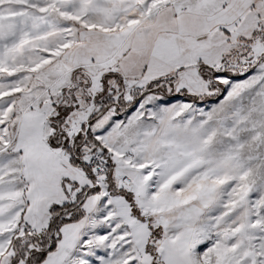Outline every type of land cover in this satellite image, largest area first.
<instances>
[{"label": "snow or ice", "instance_id": "obj_1", "mask_svg": "<svg viewBox=\"0 0 264 264\" xmlns=\"http://www.w3.org/2000/svg\"><path fill=\"white\" fill-rule=\"evenodd\" d=\"M0 264H264V0H0Z\"/></svg>", "mask_w": 264, "mask_h": 264}]
</instances>
